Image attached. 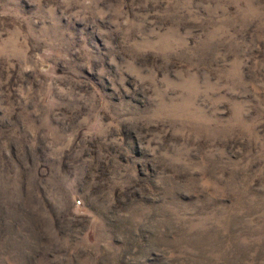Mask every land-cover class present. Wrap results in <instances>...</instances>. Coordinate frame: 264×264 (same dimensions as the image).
Returning a JSON list of instances; mask_svg holds the SVG:
<instances>
[{
	"label": "rangeland",
	"instance_id": "rangeland-1",
	"mask_svg": "<svg viewBox=\"0 0 264 264\" xmlns=\"http://www.w3.org/2000/svg\"><path fill=\"white\" fill-rule=\"evenodd\" d=\"M0 264H264V0H0Z\"/></svg>",
	"mask_w": 264,
	"mask_h": 264
}]
</instances>
